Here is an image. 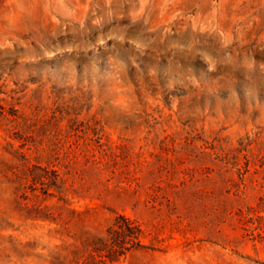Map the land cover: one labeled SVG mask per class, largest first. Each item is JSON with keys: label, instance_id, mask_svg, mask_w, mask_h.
Masks as SVG:
<instances>
[{"label": "rangeland", "instance_id": "obj_1", "mask_svg": "<svg viewBox=\"0 0 264 264\" xmlns=\"http://www.w3.org/2000/svg\"><path fill=\"white\" fill-rule=\"evenodd\" d=\"M0 264H264V0H0Z\"/></svg>", "mask_w": 264, "mask_h": 264}, {"label": "trees", "instance_id": "obj_2", "mask_svg": "<svg viewBox=\"0 0 264 264\" xmlns=\"http://www.w3.org/2000/svg\"><path fill=\"white\" fill-rule=\"evenodd\" d=\"M123 223L117 224L116 227L113 228V234L116 237H120L121 235H125L128 233L129 241L132 244H137L139 229L137 227L132 226V223L129 222L126 218H121Z\"/></svg>", "mask_w": 264, "mask_h": 264}]
</instances>
